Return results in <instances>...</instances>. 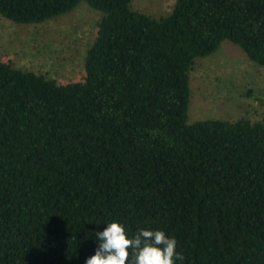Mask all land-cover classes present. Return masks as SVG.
Instances as JSON below:
<instances>
[{"label":"trees","instance_id":"trees-1","mask_svg":"<svg viewBox=\"0 0 264 264\" xmlns=\"http://www.w3.org/2000/svg\"><path fill=\"white\" fill-rule=\"evenodd\" d=\"M82 1L103 13L83 79L0 59V264H84L113 221L175 237L182 264H264V113H189L195 60L223 41L264 66V0H175L160 17L132 0H0V13L41 23Z\"/></svg>","mask_w":264,"mask_h":264},{"label":"rangeland","instance_id":"rangeland-1","mask_svg":"<svg viewBox=\"0 0 264 264\" xmlns=\"http://www.w3.org/2000/svg\"><path fill=\"white\" fill-rule=\"evenodd\" d=\"M175 0H132L135 9L155 17L169 14ZM103 13L82 1L77 8L41 23L19 24L0 13V59L42 73L59 83L78 81ZM190 119L216 117L261 120L264 113V66L242 47L225 40L198 57L190 71Z\"/></svg>","mask_w":264,"mask_h":264},{"label":"clouds","instance_id":"clouds-1","mask_svg":"<svg viewBox=\"0 0 264 264\" xmlns=\"http://www.w3.org/2000/svg\"><path fill=\"white\" fill-rule=\"evenodd\" d=\"M102 231L91 236L97 242L93 255L84 264H182L183 255L177 251V240L163 230L140 228L129 236L117 221L105 222ZM87 239V237H85ZM134 256L129 260V249Z\"/></svg>","mask_w":264,"mask_h":264}]
</instances>
